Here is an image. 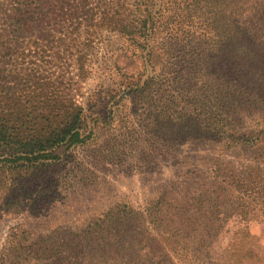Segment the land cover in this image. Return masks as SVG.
I'll use <instances>...</instances> for the list:
<instances>
[{
	"label": "trees",
	"instance_id": "obj_1",
	"mask_svg": "<svg viewBox=\"0 0 264 264\" xmlns=\"http://www.w3.org/2000/svg\"><path fill=\"white\" fill-rule=\"evenodd\" d=\"M263 7L264 0H0V218L38 215L48 206L59 181L54 167L90 139L97 116L89 119L86 112L112 92L120 98H149L141 103L157 116L174 108L181 94L176 87L180 61L205 62L206 68L189 70L194 87L219 81L226 93L237 86L257 99L261 94L258 100L264 103V83L258 84L264 81V75L259 77L264 74V46L258 41ZM109 34L122 41L105 50L111 64L107 69L120 79L115 87L95 86L84 98L83 84L93 75L98 46ZM219 117L213 112L205 127L198 116L190 126L171 119L159 122L174 138L188 132L197 137L202 131L214 140L226 134ZM259 135L240 138L247 144ZM223 175L212 184V193L194 198L192 213L208 208L207 221L175 228L167 222L169 208L151 213L148 224L157 247L192 234L206 247L226 231L231 214L240 217L234 232L251 238L246 215L264 210V176L233 170ZM223 184L227 195L221 198L216 190ZM163 199L156 205L167 204ZM133 215L128 206L116 205L58 240L32 238L22 225L11 226L3 259L6 264H85L88 253L91 261L105 259L112 256L104 248L108 237L130 235Z\"/></svg>",
	"mask_w": 264,
	"mask_h": 264
},
{
	"label": "rangeland",
	"instance_id": "obj_2",
	"mask_svg": "<svg viewBox=\"0 0 264 264\" xmlns=\"http://www.w3.org/2000/svg\"><path fill=\"white\" fill-rule=\"evenodd\" d=\"M259 29L258 41L264 46V28ZM121 42L116 34H109L99 44L95 71L83 84L84 98L99 84L102 88L115 87L120 78L107 69L111 64L105 50L118 48ZM204 68V61L198 66L197 62L178 63L176 87L180 97L173 103L174 108L159 116L152 107L142 105L141 101L149 98L137 94L120 98L118 92H112L104 99L106 102H97L87 111L89 119L97 116V122L91 126L90 139L54 167L59 180L54 185L56 197L38 215L0 218V264H6L3 252L11 226L22 225L32 238L47 235L58 240L116 205H126L134 212L135 220H129L131 234L120 239L108 237L104 248L112 256L91 261L88 253L85 264H264L263 209L246 215L251 238L234 232L240 217L231 214L227 216L226 231L206 247H201L196 234H192L191 239L175 237L166 248H159L155 245V232L148 224L151 213H161L165 208L170 211L167 222L171 227L207 221L211 218L208 208L200 214L192 213L197 206L194 198L212 193V184L223 179V174L233 170L264 176V103L258 100L261 94L257 99L237 86L232 94L226 93L227 89L217 86L219 81L194 87L195 75L189 70ZM188 98H192L190 102ZM213 103L215 107H211ZM213 112L224 119L222 126L226 130L224 136L214 140L202 131L197 137L188 132L174 138L166 134V125L159 122L171 119L190 126L191 118L198 116L200 125L205 127ZM250 132L260 135L252 143L244 144L240 137L246 139ZM226 187L223 184L216 190L219 197L227 195ZM160 197L169 205H156ZM222 205L227 204L223 201ZM187 218L191 220L186 221Z\"/></svg>",
	"mask_w": 264,
	"mask_h": 264
}]
</instances>
